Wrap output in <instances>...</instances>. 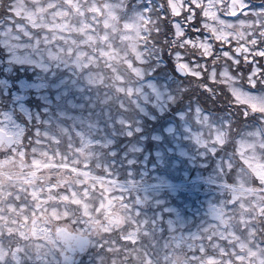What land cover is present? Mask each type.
<instances>
[{"label":"snow or ice","instance_id":"snow-or-ice-1","mask_svg":"<svg viewBox=\"0 0 264 264\" xmlns=\"http://www.w3.org/2000/svg\"><path fill=\"white\" fill-rule=\"evenodd\" d=\"M0 34L45 73L0 108V264H264V0H0ZM174 103L212 170L190 223L108 164Z\"/></svg>","mask_w":264,"mask_h":264},{"label":"rangeland","instance_id":"rangeland-1","mask_svg":"<svg viewBox=\"0 0 264 264\" xmlns=\"http://www.w3.org/2000/svg\"><path fill=\"white\" fill-rule=\"evenodd\" d=\"M2 35V34H0ZM4 41L0 40V56L3 57L0 59V63L5 65H11L13 67L15 66H24L25 69V78L20 82L19 89H24L26 85H32L34 83H39L42 81L43 77L45 76V73L38 68L34 67L30 63H23L21 61H15L13 62L11 60V57L7 56L8 50L4 47ZM35 70V76L36 79H33L32 70ZM21 70V69H20ZM15 72V71H14ZM49 79L52 77V73L47 74ZM7 83L5 80H2V86L0 88V97L5 93V90L7 89ZM25 91L30 92L32 96H34V99L32 100V104H35L37 101L43 103V96L40 94V92L34 88H27ZM54 91V90H49ZM48 92H44V95H47ZM5 98H0V102H3ZM148 109H153L152 111H148ZM148 109L145 110V114L136 115L135 117H132L130 120L131 122H134L133 124V130L139 129L141 131L144 127H150L152 125V122L157 119V117L162 116L166 112H168L169 107L167 105L164 106L163 109L155 108L154 105L149 104ZM33 116L36 115V110L31 109ZM170 111V110H169ZM185 111L187 112L188 109L185 107ZM26 117V116H25ZM146 118L145 124L144 118ZM27 118V117H26ZM167 121L160 126V128H157L156 131H153L151 133L150 139L153 141V148L152 151L149 152L148 150L143 149L142 145L135 144L127 145L125 148L122 149V156L128 155L130 162H135L138 155L140 154L141 160L139 164V172L137 175L138 178L134 179L133 182L136 185V190L140 192L141 195L147 194L149 196V199L151 201V207L155 208L157 207V201H159V206L161 208H167L173 210V216H175L177 213L180 215L182 219H186L189 223L193 221L194 218H198L201 216L205 210L204 206L207 207V204L212 199V193H199L201 196L200 204L198 206H195L192 204V198H187V200L183 199L179 194L178 190L179 188L182 189L180 185H177L175 182H173L169 177L165 176L164 174H158L154 168H156L155 164L163 165L164 163L161 161V157L163 156L164 159L168 160L171 165H180L179 161L176 159L179 157L182 158L181 161L186 162V165L184 164L183 167H194V173L198 172L196 169L199 167L202 169L201 171H205L207 174V178L204 180H208V178L212 175L211 168L209 169V162L204 159L202 152L200 151L199 147L192 141L190 138V135L187 133L186 125H183L182 123L178 125L177 123V113L168 114L166 117ZM172 127L174 130L179 128L178 131H174L173 134H168L164 131V129ZM138 131V132H139ZM110 132L112 134L119 133L120 131H112L110 129ZM124 134H127L126 130L123 132ZM144 137V135H143ZM154 137H160V139H154ZM114 141L111 138V144ZM110 144V145H111ZM190 145V147H188ZM176 156L177 158H173V156ZM151 156L153 157V160L151 159ZM155 162V163H154ZM211 173L209 174V172ZM183 176H187L188 171H181ZM198 174L195 175H189L190 178V184L189 188H191L193 191L195 188L199 185V179ZM130 180H132L130 178ZM201 181V178H200ZM125 183V182H121ZM209 186H211L208 183ZM188 191H192L184 187ZM167 191L171 194L173 198H164L159 197V194L161 191ZM135 194V193H134ZM178 194L179 196H175ZM195 197L193 194H190L188 197ZM172 200V202H171ZM175 202V203H174ZM181 202V203H180ZM190 207V208H189ZM191 212V213H187Z\"/></svg>","mask_w":264,"mask_h":264},{"label":"trees","instance_id":"trees-1","mask_svg":"<svg viewBox=\"0 0 264 264\" xmlns=\"http://www.w3.org/2000/svg\"><path fill=\"white\" fill-rule=\"evenodd\" d=\"M10 70H14L15 73L19 72L18 67H10ZM24 74H25V70H24ZM32 74H33V79H35L36 76H35V70L34 69L32 70ZM5 76L6 77L11 76V71H6ZM0 88H1V86H0ZM26 93L29 96V98H28L29 101L32 102L31 99H34V96H32L30 94V92L26 91ZM184 103L187 104V101H184ZM175 107H176V104L174 103L172 105V107H169L170 111L168 110V112H166L162 116L157 117V119L152 122V125L150 127H144L143 130L140 132L133 131V136H131V137H129L127 134H124L123 133L124 131H120V134L117 133L115 135H112L110 132V138L114 139V144L110 146L112 152L110 151V153H109L108 164L109 165H115L113 171L114 172L116 170L118 171L120 180L129 179L130 177L137 179L139 176V175H137L139 172V164H140L139 162L141 160V156L139 154L135 162H130L128 155L122 156V152H124V151H122V149L125 148L127 145L134 146L135 144H138V145L143 146L142 152L144 149H147L149 152H151L152 148L154 146L153 145L154 142L151 141V139H150L151 133L153 131H156L157 128H160V126H162L165 123V121H167L166 117L168 116V114L171 115L174 113L173 109ZM135 116L136 115H133L132 117H135ZM145 121H146V118L144 117L143 126L145 124ZM131 123L134 124V122H131ZM144 134H145V136L143 137ZM151 159L153 160L152 156H151ZM117 164L119 165V168H116ZM179 164L180 165H175V166L171 165L170 162L168 163L167 166H165V164H163V165L155 164L156 168H154V170L158 174H164L167 177H169L168 175H170V179L173 182H181V181H184L182 176H181V173H180L181 171L190 170V173L193 174L195 169H193L194 167H190V168L183 167V163H179ZM185 165H186V163H185ZM201 170L202 169H200L199 167L196 169V171H198V172ZM179 173H180V176H178ZM178 194L185 200H187V198H192L191 199L192 204L195 206H198L201 202L200 201V199H201L200 194H194L193 196H195V197H192V196L187 197L188 194H183L181 192H178ZM178 194H176L175 196H179ZM159 197H161V198L167 197L168 199L173 198L170 193H168L167 191L165 192L163 190L160 192ZM171 202H172V200H171ZM204 208L206 209L207 207L204 206ZM187 213H191V212L187 211Z\"/></svg>","mask_w":264,"mask_h":264},{"label":"flooded vegetation","instance_id":"flooded-vegetation-1","mask_svg":"<svg viewBox=\"0 0 264 264\" xmlns=\"http://www.w3.org/2000/svg\"><path fill=\"white\" fill-rule=\"evenodd\" d=\"M210 173H211V172H210ZM148 214L150 215L151 212H149ZM83 259H84V261H85V264H87L88 257H87V256H84Z\"/></svg>","mask_w":264,"mask_h":264}]
</instances>
